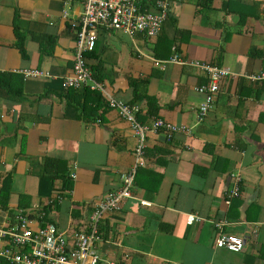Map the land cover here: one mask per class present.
Wrapping results in <instances>:
<instances>
[{
	"label": "crops",
	"instance_id": "obj_1",
	"mask_svg": "<svg viewBox=\"0 0 264 264\" xmlns=\"http://www.w3.org/2000/svg\"><path fill=\"white\" fill-rule=\"evenodd\" d=\"M84 1L0 0V191L9 178L12 192L0 205V229L22 210L74 238L134 164L131 124L107 106L81 113L82 101L63 85L76 49L63 11L72 19ZM15 23L26 34L27 58L16 47ZM34 35L55 37L52 53ZM159 38L100 29L97 58L88 60L110 95L139 105L140 122L159 117L192 130L171 142L164 132L147 136L132 198L105 215L96 248L114 264H264V79L247 78L264 74V0H173ZM195 61L236 75L224 79L203 121L196 88L207 77ZM28 68L57 78L18 73ZM64 169L70 190L54 177ZM232 173L241 178L240 194L227 205ZM190 215L199 220L188 223ZM221 219L228 235L246 239L241 252L216 248L213 223Z\"/></svg>",
	"mask_w": 264,
	"mask_h": 264
},
{
	"label": "built area",
	"instance_id": "obj_2",
	"mask_svg": "<svg viewBox=\"0 0 264 264\" xmlns=\"http://www.w3.org/2000/svg\"><path fill=\"white\" fill-rule=\"evenodd\" d=\"M173 0H85L83 10L72 19L64 10L63 18L69 21L70 30L76 35V49L73 69L70 75L63 79L66 89L81 91L89 88L101 93L111 109L127 120L138 139L135 148L134 164L122 175L118 190L106 195L91 214L86 230L70 238L67 230H60L53 223L42 224L38 219L29 216L22 210L15 213V224L0 229V264H114L103 260L96 248V243L102 239V220L109 212L119 211L122 201L132 198V188L137 172L144 167L147 136L151 133L164 132L165 138L171 142L178 133L191 134L192 130L184 125H176L159 117L142 123L138 119L140 107L137 103H126L110 95L104 84L95 80L88 66L86 54L96 48L100 29L122 33L129 37L143 34L155 40L161 32L164 23L170 17ZM172 61H178L174 57ZM200 72L205 73L207 81L196 88L203 95L199 103L198 120L203 121L213 109L222 82L227 77L236 75L228 68L216 64L195 61L190 64ZM18 73L25 78L56 79L49 71L39 69H22ZM247 78L261 81L264 74L250 75ZM76 178V174H72ZM233 185L226 193L225 203L230 204L233 197L240 194L241 178L231 174ZM197 215L188 216V223L198 221ZM217 249L239 253L244 249L246 239L228 235L224 228L229 224L226 220H215ZM255 232V231H254Z\"/></svg>",
	"mask_w": 264,
	"mask_h": 264
},
{
	"label": "trees",
	"instance_id": "obj_3",
	"mask_svg": "<svg viewBox=\"0 0 264 264\" xmlns=\"http://www.w3.org/2000/svg\"><path fill=\"white\" fill-rule=\"evenodd\" d=\"M14 30H15V35H16V39H17V41H16V47L20 50L22 56L24 58H27L28 57V54L26 52V44H25L26 34L24 32H22V31H20V29L16 25V23H15V26H14ZM74 36H75V39H76V35L75 34H74ZM32 38L35 41H37L38 43H40V44H42V42L45 41L43 39H46L47 42H45V43L47 44V46H46L45 49H47L46 51L48 52V54L49 53H52L53 47L56 44V38L55 37H51V36L40 37V36L34 35V36H32ZM49 39H52V42L49 43L48 42ZM159 42L160 43H163L161 41H158L157 42V45L160 44ZM157 45H156V51H155L156 53L158 51ZM168 45H169V43H168ZM95 49L93 51L88 52L86 54V59H87L88 66H89V68H90V70L92 72L93 78L95 80L99 81V82H102V78L98 74L99 68L98 67L96 68V67H93V66L89 65V62H88V60L91 59V58H93V57L97 58V55L95 54L96 53L95 52ZM0 84H1V78H0ZM138 85H139V82H137V81H132L131 82V87L134 89V92L136 90H138V88H137ZM68 90H69L68 91V94L69 95L73 93L75 97L79 98V100L82 101L80 103V107H81V113H83V114H85V113H88V114L89 113L90 114H92V113L97 114L98 111L100 110V108L102 106H107L108 107L106 99L98 91H92L89 88H85L82 91H77V90H74L72 88H70ZM134 94L136 95V92ZM89 96H90V98H89ZM139 97H141V95H138V96L136 95V99H139ZM46 166L47 167H50V168L51 167L55 168L54 162L51 161V160H47L46 161ZM65 172L66 171L64 169V171H62L61 173L54 174V177L59 178V176H60L61 179H64V182L66 183V185H65L64 188L66 190H70L71 189V186H72V183L69 180L66 179ZM11 193L12 192H11V189H10V179L9 178L8 179L6 178L5 181H4V183H3V187H2V189L0 191V199H2V201L0 200L1 201L0 202V205L2 207H4V208L7 207L8 203L10 201ZM20 197H23V196H20ZM22 203H23V199L21 198L20 199V206L21 207H24V206H22L23 205ZM101 230L102 231H105V232L107 231L105 229H101Z\"/></svg>",
	"mask_w": 264,
	"mask_h": 264
}]
</instances>
